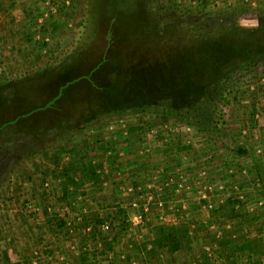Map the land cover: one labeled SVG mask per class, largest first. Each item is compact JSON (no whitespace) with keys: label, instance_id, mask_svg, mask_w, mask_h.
<instances>
[{"label":"rangeland","instance_id":"obj_1","mask_svg":"<svg viewBox=\"0 0 264 264\" xmlns=\"http://www.w3.org/2000/svg\"><path fill=\"white\" fill-rule=\"evenodd\" d=\"M53 21L57 22L56 30ZM242 30L250 32L246 44L237 38ZM135 38L138 45L128 47L127 40ZM103 55L106 70L99 74L103 81L112 71V59L115 68L119 63L138 69L155 64V60L159 63L162 56L177 57L175 70L189 66L197 72V83L171 97L173 108H168L170 102L161 99L165 95L158 92L146 94L154 102L140 105L143 99L136 100L138 91L127 86L131 101L118 95V120L115 116L112 123L103 120L107 129L117 134L137 127L129 131L135 132L136 143H140V127L166 125L162 133L172 129L161 147L170 146L173 140L177 153L171 152L169 157H177V150L191 152L198 178L179 167L184 172L176 174L179 181L175 186L180 183L183 187L176 189L184 195L193 184L199 208L208 214L197 228L188 222L189 229H183L188 219L181 223L178 218L169 225L164 221L149 224L147 212L141 213L142 223L134 225L133 214L124 211L118 218L96 214L94 228L86 230L84 225L91 222V215L69 216L62 211L64 200L86 193L93 180L90 170L81 175L82 168L69 158L71 151L60 156L57 167L54 165L52 155L66 137L59 135L65 123L55 115L50 122L54 134L49 132L47 114L53 115L58 107L56 103L55 108L43 106L64 79L95 66ZM125 77L132 81L134 71ZM125 77L114 72L109 81ZM100 92L95 87L92 106ZM245 98L256 108L249 107ZM70 99L75 96L71 94ZM192 104L197 110L193 112L200 115L186 119ZM263 105L264 0H0V264H80L83 254L88 264H128L124 255L137 257L141 253L146 260L135 264H176L180 256H172L176 250H169L174 241L165 240L168 231L174 233L182 253L210 255L225 250L235 252L233 264H264V251L255 249L256 243L264 241V163L259 173L256 168L261 151L244 154L237 148L247 130L254 141L253 113H249ZM161 109L171 110L172 117L165 119ZM86 122L78 119L79 125ZM122 123L127 129L119 128ZM45 136L49 139H42ZM179 137L188 140L180 141ZM66 165L72 184H67L61 173L60 167ZM223 176L230 178L228 186L235 193L220 200L212 192L218 194L227 187ZM259 191L263 197L253 195ZM184 209L183 216L190 219V206ZM163 210L155 211L157 219L163 220ZM48 218H60L67 224L60 229L55 219L49 222ZM104 222L110 223L109 230L101 228ZM156 240L165 244L155 245ZM201 255L194 264H209L201 261ZM222 261L220 264H231Z\"/></svg>","mask_w":264,"mask_h":264},{"label":"crops","instance_id":"obj_2","mask_svg":"<svg viewBox=\"0 0 264 264\" xmlns=\"http://www.w3.org/2000/svg\"><path fill=\"white\" fill-rule=\"evenodd\" d=\"M244 101L249 103L251 100L245 98ZM248 106L254 107V109L256 108L255 104L252 105L249 103ZM258 109L256 111H250L249 113L254 114H252L254 123L253 121L251 122L252 125H254L255 130L253 137L254 141H251L253 140L250 139L251 133L247 130V136L239 148L245 151H261L257 160L260 164H263L264 107H261L259 111ZM96 112H87V124L91 122V116ZM101 123L102 125L100 123H90L88 126L79 130H70L71 133H69V137H64L61 140L63 142H61V147L65 148V151L62 154H68L70 151L72 152V154L70 153V156L72 157L69 158H71V160H75L76 164L82 168L81 175L84 173L86 175L88 169L90 170V168H93L94 172L98 175V181L96 183L93 182L92 186H90L86 193L81 192L78 196L74 195L75 197L72 198L73 200L70 198L68 199V202L64 200L66 204L63 205L64 207L62 208V211L68 213L69 216L75 213L79 214V216L86 217L91 215V218H93L91 222L84 225L86 230H89L94 228V218L97 217L96 214L102 217L103 214L108 213L111 218H118L117 216L122 215L124 211L129 214H134V211L130 208V203L137 200L140 203V209L147 212L146 216L148 215V219H145L147 221L149 220V224L152 222L155 224H161L164 221L166 222L164 225H169L170 220L173 222L178 218L177 222L181 221V223L187 219L189 220H187L186 224L182 225L183 229H189L188 222L192 223V228H197L198 224L203 222L208 214H205V211L199 208L200 199H198L197 195L193 193L196 192V190L192 191L193 184L191 188H187L189 190L185 192L184 195V191L181 193L182 195H180L175 186V184L179 181L176 174L182 172V170L179 171V167L182 169L184 168L185 170L187 169L185 174L190 173L191 176L194 175L198 178V173H195V168L197 169V167L195 161H192V157L190 155L191 152L189 153V150H181L180 152L177 150L179 154L177 157L172 156V154L171 157H169L170 153L174 152L173 148L177 146L176 140L173 142L176 145H171L173 141L171 140L170 146L160 149L156 148L154 145L152 146L151 155L150 153L148 155H143L140 153V143L135 142V132L131 133L129 130H126V132L123 133L124 135L120 133L117 134L109 131L106 124H103V122ZM179 140H188V138L179 137ZM192 142V145L197 148V142H194L193 140ZM211 149L213 150L214 148L212 147ZM225 165H228V163ZM190 178L192 179V177ZM191 179H187L186 182L191 183ZM199 179L198 181L200 183L204 182L201 181L202 178ZM212 180L214 182L216 181V179ZM222 181L227 183V187L224 186V190L220 191V193H218L219 195L215 194L214 191L212 192L214 196L217 195L219 199L221 197L220 200L230 196L231 193H235L234 190L230 189L228 186V184L231 183L230 178L223 176ZM194 182H196V180L193 181L192 179V183ZM201 186L203 185L201 184ZM150 194L153 198H161L164 201L165 208L163 210V220L156 218L153 204L151 202H147L150 201L148 197ZM261 194L262 191H259L255 192L253 195L263 197ZM243 195L247 196L248 194L244 193ZM145 202L146 206L144 205ZM74 205L75 208L76 206H78V208L73 209ZM189 206L191 208V212H189L191 213L190 219L188 215L183 216L185 215L184 208ZM183 217L185 219H183ZM192 217H194V219H192ZM194 225L195 227H193ZM189 239L191 240V238ZM183 240L185 245H187V239L184 238ZM181 251V249L177 248L172 254V256H180V258H177L178 261L176 264H194L199 260L197 257L201 255L200 252L189 255L188 252H186V254ZM180 253L184 256L180 255ZM201 256V261L203 263L220 264L223 262L222 259H226L229 263L233 264L235 252L227 253L225 250H219L217 254L211 253L208 255L204 253V255ZM124 258L128 264H135L134 261L146 260L144 253H141L137 257H134V255H124Z\"/></svg>","mask_w":264,"mask_h":264},{"label":"trees","instance_id":"obj_3","mask_svg":"<svg viewBox=\"0 0 264 264\" xmlns=\"http://www.w3.org/2000/svg\"><path fill=\"white\" fill-rule=\"evenodd\" d=\"M52 27H53V30H56L58 27L57 22L53 21ZM239 32H240V35L237 36V38L241 41V43L246 44L248 41V37H249L248 34H250V32L249 31H243V30L238 31V33ZM138 33L140 36L141 33L140 32H138ZM139 36H138V38H139ZM138 38L127 40V46L128 47H135L136 45H138ZM104 58H105V55H103L101 57V59L97 62V64L95 66L85 70L84 72L76 73V74L72 75V77H70V78L68 77V78L64 79L62 81V83H60V86L58 88L57 93H54V96H52L50 99H48L45 102L46 104L43 106V108H46V109L47 108L49 109L50 107L55 108L56 104L58 107L57 110L55 109V111H57V112H54L53 115H52V112L47 114L48 118H50V120H48L49 125L48 124L46 125L48 127L49 132L52 131L51 133L54 134V131H53L54 128L52 127V125H50V122L51 123L54 122L53 117L55 115H58V118L59 119L61 118L63 120V123H65L64 130L59 135L65 134L66 138L69 137V135H70L69 133H71V131H75V129H77L79 127L84 128L85 126H88L90 123L91 124L92 123H100L102 125L101 122H103L104 119L108 120L109 118H112V117L117 116L119 114L118 111L120 109H118V106L116 107L117 103H119L118 95H123L125 101H131L129 98L132 96V92L127 93L128 92L127 86H134V88L138 91L137 94L139 93L138 94L139 96L137 97L136 100L142 101V99H143V102H139L140 105L141 104H150L151 102H154V101H149L148 96L146 94H152L154 92H158L159 94L165 95L164 98H161V99L168 100L170 102V104L167 106L169 109H171V108H173L171 97L175 98V96L177 94L178 95L176 97H178L179 95H181L183 93L185 88H187L191 85H194V82L198 81V74H197V72H195L193 70V67L188 66L185 70L183 69L181 71L175 70L174 68H176V66H173V64L176 63L177 57H175V58L169 57L167 59H164L163 56L161 58H159V60H158L159 63L156 64V60H155V61H153L155 64L150 63V64H148V66H145L144 68L143 67L138 68V69H135L131 66H127V67L124 65L120 66L119 63H117V66L115 68L114 64H113L115 61L112 59L111 63H110V65H111L110 69H112V71L110 73H108V75H106L105 78H103L104 79V81H103L102 79L99 78V74L101 73V71L106 70L104 67L105 64H103V62L106 61ZM162 61H165L168 64L167 65L168 67H166V65H164V63ZM119 70H121L122 72ZM128 71H134V77L135 78L132 81L126 80L125 74ZM114 72H116V75H118L120 77H125V78L120 79L119 82L117 80L113 79V83H112V81H109V76L111 74H114ZM137 73H139V76H136ZM137 80H140V81H137ZM37 86H39V83H37ZM40 86H42V85L40 84ZM95 87H97L99 92L101 91L100 92L101 96H98V98L99 97L100 98L99 99L97 98L96 105L92 106L91 104H93L95 102L93 100ZM144 88H145V90H144ZM25 92H27V91H24V93ZM71 94L73 96H75L74 100L70 99ZM28 96L31 98H34L32 95H28ZM123 96H122V98H123ZM168 96L170 98H165ZM223 96L224 95H222L221 97L223 98ZM23 97H24V95H23ZM90 105L92 107H90ZM195 105L196 104H192L190 106L192 108L191 112L185 113L184 116L186 117V119L192 118L195 116L197 117L200 115V113H198V112H193V111H197L195 108ZM123 106L125 107L127 105H123ZM93 107H94V109H93ZM72 108L78 109L79 111L76 110V111L72 112V111H70V109L72 110ZM169 109H168V111L161 109V113L163 114V117L165 119H167L168 117H172V115H170L171 113L169 112L171 110H169ZM38 110L39 109L28 111L26 113V115L31 114L34 111H38ZM61 110H63L64 113H61L62 112ZM67 110H69V113L67 112ZM87 112H96V113H94L91 116L92 118H91V122L89 124L86 123L84 125H79L78 119H80V121H82V119L83 120L88 119L86 116ZM60 115H61V117H60ZM75 121H77L76 124L74 123ZM103 124H106V121H105V123L103 122ZM134 128H137V127H129L128 129L127 128H125V129L132 131V130H134ZM43 129H44V127H43ZM47 133H48V131H47ZM42 139H49V137L45 136ZM237 148L242 153H244V152L246 153L245 150H243L239 147H237ZM64 151H65V148L60 147L57 154L52 155L53 161L55 163L54 165L56 167H57L58 163L60 162V156L62 155V153H64ZM259 166H263V165L262 164L257 165V168H256L257 170L260 169L258 172L261 173L263 171L262 170L263 167L259 168ZM60 169H61L62 176L65 177L66 183L67 184L68 183H70V184L74 183L73 179L68 174L69 173L68 172V169H69L68 165L60 167ZM89 173H90V176L93 180L92 182L96 183L98 181V175L94 172L93 168H90ZM66 195H67V193L65 194V192H64L63 196H66ZM52 219H55L57 221L56 223L60 229H62L67 224V222L64 221L63 219L62 220L60 218H52ZM52 219L48 218L47 220L50 222ZM166 235L167 236L165 237V240H168L167 242H169L170 239H172L174 241L173 245L169 246V250L170 251L176 250L178 248V245L175 242V239H173L174 233L168 231L166 233ZM154 244L162 247L163 244H165V242L162 243V240H156V242ZM255 249L260 250V251H264V241L262 243H256ZM87 262L88 261H87V257L85 256V254H83V255H81V257H79V263L80 264H88Z\"/></svg>","mask_w":264,"mask_h":264},{"label":"built area","instance_id":"obj_4","mask_svg":"<svg viewBox=\"0 0 264 264\" xmlns=\"http://www.w3.org/2000/svg\"><path fill=\"white\" fill-rule=\"evenodd\" d=\"M114 118H116L115 119L116 121L118 120L117 116H115ZM112 119H113V117L109 118L108 120L111 121V123H112ZM121 121L122 120H120V122ZM164 124H167V123H164ZM163 127H166V125H164ZM163 127H158L156 125H149L146 127L145 126L140 127V129L138 131L140 132V144L142 145V148L140 150L141 154H143V155H148L149 153L151 154L152 146L155 145L156 148L161 149L162 148L161 145H163L167 142V140L169 138L168 132H169V134H171L170 132L172 131V129L169 128V130L168 129L165 130L167 132L162 133ZM119 128L125 129V123L120 124ZM125 132H126V130H125ZM178 186L183 187L180 183L177 184L176 188ZM207 189L211 190V186H207ZM148 197H149L150 201H147V202H151L153 204L154 210L156 212L163 210L164 201L161 198H153V196L151 194ZM144 205L146 206V202ZM210 206L211 205L209 204L208 207H210ZM29 207H31V206L29 205ZM130 208L134 211L131 223H133L134 225L141 224L142 218H144V216L142 217L141 213L144 211L140 209V203L137 200H134L130 203ZM158 217L161 218V215L158 214ZM100 226L103 230H109L110 229V223L109 222H104Z\"/></svg>","mask_w":264,"mask_h":264}]
</instances>
